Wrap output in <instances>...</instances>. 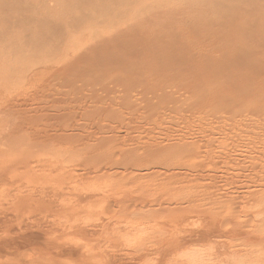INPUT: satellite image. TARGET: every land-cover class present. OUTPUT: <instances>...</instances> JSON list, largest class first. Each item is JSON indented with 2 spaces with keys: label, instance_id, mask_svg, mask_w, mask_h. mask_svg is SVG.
I'll return each instance as SVG.
<instances>
[{
  "label": "bare ground",
  "instance_id": "bare-ground-1",
  "mask_svg": "<svg viewBox=\"0 0 264 264\" xmlns=\"http://www.w3.org/2000/svg\"><path fill=\"white\" fill-rule=\"evenodd\" d=\"M21 1L0 0V264H264V0Z\"/></svg>",
  "mask_w": 264,
  "mask_h": 264
},
{
  "label": "rangeland",
  "instance_id": "rangeland-1",
  "mask_svg": "<svg viewBox=\"0 0 264 264\" xmlns=\"http://www.w3.org/2000/svg\"><path fill=\"white\" fill-rule=\"evenodd\" d=\"M14 1H15V5H14L15 7L17 5L23 3L21 0H14ZM33 1H35L37 3L33 7H31V9L28 10V13L24 14V16H28L29 13L34 14L37 12H45L46 8L44 7V3L47 6L52 5V11L53 12H58V11L62 10L63 7H66L62 2H57V3L53 4V0H33ZM84 1L87 3L79 10V12L83 13L84 15H97V16H102V17H106V18L117 19L119 14H126V13H130V11L132 12V10H136L137 6L145 0H140L138 2H136V0H134V2L132 4H128L126 6L119 4L117 0H84ZM171 5L173 8V6H175L177 4H174V3L166 4L164 6L166 9L162 8L159 13L160 14L162 13L161 15L164 16L165 14H163V13H165V12H163V9H165L164 11L170 12L169 9H172ZM167 6H170L169 9ZM168 12H166V13L168 14ZM159 13L155 14L154 11L144 10L139 16H136L137 12H134L135 16H133V17H136V19H138V20L145 19V23L143 25L145 30H155V28H154V23H156L155 17L161 16ZM71 14H73V12H71ZM216 20H218V19H215V27H216V24H218V21H216ZM209 23H211L210 20H209L208 24ZM213 23H214V20L212 21L211 24H213ZM218 26H219V24H218ZM166 31H167L166 29L160 30V32H166ZM18 42L22 43L21 37H19ZM48 47H49V44L47 42H43V49L48 48ZM41 53L43 54V50ZM72 60H73V69H74V71H72V74H74L75 76L77 75L79 78H81L83 75H88L87 73H85L81 69V66L78 64L76 58H72ZM92 76L94 77L96 75L91 74V77ZM95 78H98V77H95ZM216 81H218V80H216ZM213 85L214 84H212L208 90L211 92H217V91L219 92L220 84H217L215 82V85L214 86ZM212 87L213 88L215 87L216 90L218 88V90L214 91ZM220 91H222L221 88H220ZM53 95L58 97L56 92H53ZM59 100H60V98H59ZM23 113H25V111H23ZM25 114L30 115L31 113H25ZM33 118L36 120V117H33L32 115L28 116L27 120H31ZM90 126L94 127V126H96V124L92 121ZM133 127H134L135 131H137V132L140 131V133H143L146 136L156 137V136H159V133H160L157 130L148 131V132L143 131L142 129L139 130L137 125H133Z\"/></svg>",
  "mask_w": 264,
  "mask_h": 264
}]
</instances>
